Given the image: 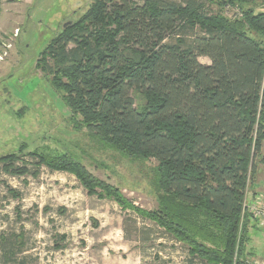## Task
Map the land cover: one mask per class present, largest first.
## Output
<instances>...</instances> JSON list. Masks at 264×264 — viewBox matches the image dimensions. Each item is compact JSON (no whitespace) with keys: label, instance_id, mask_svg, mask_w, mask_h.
I'll return each mask as SVG.
<instances>
[{"label":"trees","instance_id":"16d2710c","mask_svg":"<svg viewBox=\"0 0 264 264\" xmlns=\"http://www.w3.org/2000/svg\"><path fill=\"white\" fill-rule=\"evenodd\" d=\"M256 3L264 0H93L38 54L36 67L61 93L76 132L156 163V210L135 206L70 152L1 156L2 173L69 174L87 196L183 245L185 264L262 260L247 246L264 223L244 208L264 194L256 186L264 185V10ZM234 6L242 16L229 19L224 10Z\"/></svg>","mask_w":264,"mask_h":264},{"label":"rangeland","instance_id":"374dc122","mask_svg":"<svg viewBox=\"0 0 264 264\" xmlns=\"http://www.w3.org/2000/svg\"><path fill=\"white\" fill-rule=\"evenodd\" d=\"M92 1L8 5L12 23L0 33V157L41 149L74 153L94 176L118 186L135 206L153 211L156 163L126 159L100 147L85 129L76 132L61 93L36 67L43 48ZM252 7L264 10L260 3ZM224 11L229 19L242 16L238 6ZM259 171L261 181V166ZM252 191L247 190V197ZM249 237L247 250L264 260L263 231L252 229ZM187 258L184 246L154 223L87 196L69 174L41 167L36 177H13L2 173L0 165V264H185Z\"/></svg>","mask_w":264,"mask_h":264},{"label":"crops","instance_id":"0c3cea01","mask_svg":"<svg viewBox=\"0 0 264 264\" xmlns=\"http://www.w3.org/2000/svg\"><path fill=\"white\" fill-rule=\"evenodd\" d=\"M33 3V0H0V13H1V7L4 11V16L2 18H0V33H3V31L5 30L6 28V25L12 23V21H9V10H8V5H13V6H17V5H24L25 7L28 6V4H32ZM17 17V14L16 16ZM209 63V62H208ZM207 63V64H208ZM264 189V185H261L259 188H258V193L260 191H263ZM255 193H253V195H250L249 196V201L248 203H253L257 198L255 196ZM251 194V193H250ZM263 224H259V226L257 227V229L259 228V230H261L263 228ZM264 233V231H263Z\"/></svg>","mask_w":264,"mask_h":264},{"label":"built area","instance_id":"2783aa9c","mask_svg":"<svg viewBox=\"0 0 264 264\" xmlns=\"http://www.w3.org/2000/svg\"><path fill=\"white\" fill-rule=\"evenodd\" d=\"M244 208H247L249 212H252L254 215L259 217L261 222L264 223V194L261 195L251 204H246ZM246 264H264V261L257 259H249L246 261Z\"/></svg>","mask_w":264,"mask_h":264}]
</instances>
